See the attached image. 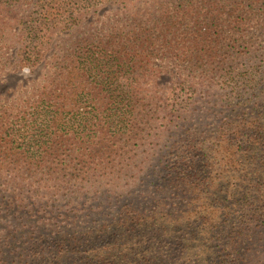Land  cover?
<instances>
[{
    "label": "trees",
    "instance_id": "16d2710c",
    "mask_svg": "<svg viewBox=\"0 0 264 264\" xmlns=\"http://www.w3.org/2000/svg\"><path fill=\"white\" fill-rule=\"evenodd\" d=\"M45 1L41 46L97 3L139 1L146 17L77 44L36 95L0 106V264H264V0ZM156 60L179 66L168 94L143 90ZM209 79L231 88L195 89ZM45 234L64 257L41 253Z\"/></svg>",
    "mask_w": 264,
    "mask_h": 264
},
{
    "label": "rangeland",
    "instance_id": "374dc122",
    "mask_svg": "<svg viewBox=\"0 0 264 264\" xmlns=\"http://www.w3.org/2000/svg\"><path fill=\"white\" fill-rule=\"evenodd\" d=\"M45 3V0H20L12 7L0 6V106L3 109L9 105L25 102L29 96L36 95L48 84L49 77L59 68L58 63L64 54L74 49L77 44L88 45L87 40L94 43L97 37L101 38L102 35L114 32L118 29L117 27H126V31L135 28L139 25V12L141 11L146 17L142 4L135 9L136 5L140 3L139 1L133 2V4L118 2L112 7L104 8L98 6L97 3L94 4V7L81 10L77 22L72 21V18H67L68 13H66L61 24L53 27L54 29H45L42 34H38L39 37L46 38L45 44L41 46L38 43L39 38L35 35L32 36L30 31L34 27L32 20L38 16L36 14L39 5ZM83 7L86 6L81 4L80 8ZM39 53L42 57L39 62H36L35 59ZM33 66L34 68H32ZM154 69L155 80L148 86V89L145 87L143 90L154 93L156 90L162 91L160 95L170 93V87H176L180 80L175 76L176 71L177 73L180 71L179 66L165 60H156ZM194 83L196 81L191 84ZM194 87L198 92L202 90L211 92V89L216 92L223 88L225 90L231 88V86H224L218 80L210 79L205 82H197ZM161 101H163L162 98ZM165 104L163 105L165 106ZM166 109L170 108L161 109L157 115L154 133L165 130L167 120L163 116L166 114ZM212 119V117L201 119L202 124L195 126V130H199L203 137H209L210 133L216 130L218 124ZM208 146V144L204 145L205 148ZM46 237L45 234L39 243L41 253L49 257L50 260L64 257L67 253L66 248L62 249L58 243L56 245L55 241Z\"/></svg>",
    "mask_w": 264,
    "mask_h": 264
}]
</instances>
